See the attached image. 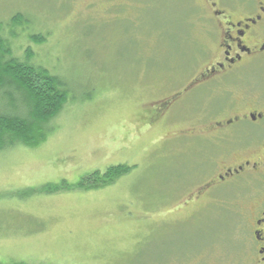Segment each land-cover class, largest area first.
Returning <instances> with one entry per match:
<instances>
[{
  "label": "rangeland",
  "instance_id": "1",
  "mask_svg": "<svg viewBox=\"0 0 264 264\" xmlns=\"http://www.w3.org/2000/svg\"><path fill=\"white\" fill-rule=\"evenodd\" d=\"M198 7L199 0H0L13 54L24 58L32 49L34 62L58 76L68 94L61 113L43 126L44 142L0 152V264H163L219 232L224 240L242 239L229 221L260 199L250 180L215 193L232 204L226 221L204 217L206 231L182 221L186 210L161 216L202 159L156 158L158 133H147L144 120L217 56L214 38L207 43L198 32ZM36 35L45 42L32 41ZM216 162L212 174L224 163ZM125 163L136 168L107 187L42 189ZM234 255L223 262L234 264Z\"/></svg>",
  "mask_w": 264,
  "mask_h": 264
},
{
  "label": "flooded vegetation",
  "instance_id": "2",
  "mask_svg": "<svg viewBox=\"0 0 264 264\" xmlns=\"http://www.w3.org/2000/svg\"><path fill=\"white\" fill-rule=\"evenodd\" d=\"M199 2L192 15L200 36L207 43L214 38L217 56L192 75L184 89L160 99L153 114L145 113L147 133H158L156 158L168 161L190 155L202 159L196 175L189 170L182 177L175 199L161 216L173 217L186 210L182 221L206 231L205 224L201 225L206 215L228 218L232 202L215 194L224 186L246 179L256 182L262 195L246 215L233 211L240 219L229 221V228L239 231L241 240H224L219 232L216 240L205 241L194 253L167 263L206 264L216 255V264H225L237 252L234 264H264V81L260 79H264V0ZM254 128L259 133H252ZM217 160L224 163L212 174L210 167ZM119 165L136 168L131 163Z\"/></svg>",
  "mask_w": 264,
  "mask_h": 264
},
{
  "label": "trees",
  "instance_id": "3",
  "mask_svg": "<svg viewBox=\"0 0 264 264\" xmlns=\"http://www.w3.org/2000/svg\"><path fill=\"white\" fill-rule=\"evenodd\" d=\"M14 18L11 24L18 23L22 17L17 15ZM31 39L36 44H43L46 40L43 35ZM34 55L29 49L24 58L16 57L0 25V152L19 144L37 146L44 142L43 126L61 113L67 102L68 94L61 79L36 64ZM131 170L125 165L110 166L103 174L93 172L77 184L63 182L42 189L48 192L98 189L113 185Z\"/></svg>",
  "mask_w": 264,
  "mask_h": 264
}]
</instances>
